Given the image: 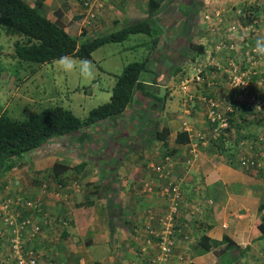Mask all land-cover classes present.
Segmentation results:
<instances>
[{"label":"crops","instance_id":"obj_1","mask_svg":"<svg viewBox=\"0 0 264 264\" xmlns=\"http://www.w3.org/2000/svg\"><path fill=\"white\" fill-rule=\"evenodd\" d=\"M26 1L70 34L86 32L88 37L92 33L87 28L86 13L89 9L84 6L83 0ZM91 1L95 4L93 12L97 17L105 2ZM164 1L158 11L163 8ZM148 3L149 0L146 5L143 0H126L118 10L106 2L105 8L108 10L104 9L103 12L107 18L94 27H101L100 32H105L112 25L115 27L117 22L132 24L144 19L152 21L158 11L153 14ZM218 3L184 4L185 10L190 11L186 15H179L181 20L187 18L183 20H187L185 26L179 25L180 20L171 18L173 13L168 16L169 37H153V49L147 57L152 62L149 68H157L159 72L154 73L153 79L143 80L148 86V95L136 91L133 101L123 113L51 140L41 148L45 149L57 141L58 144L61 142V146L46 156L41 155V148L34 150L22 165L7 171L12 182L7 185V194L17 198L19 191L22 194L26 192L33 196L31 200L35 199L41 205L38 218L34 210H27L25 216L34 215L45 223L37 246L52 263H143L142 254L147 257L154 253V248L148 247L147 252L141 254L150 236L146 226L158 228L159 218L170 207V201L162 195L161 190L167 184L177 183L182 194L180 209L175 215L176 246L171 264H264V159L259 168H246L240 163L241 157L256 154L264 147V109L257 110L255 102L251 100L256 94L263 95V90L256 85L247 94L233 90L229 86L228 74L217 71L211 65L209 56L214 53L223 57L234 56V51L219 50L222 48H218V45L225 40L218 26H212L215 22L208 19L203 21L202 14L207 13L202 8L217 9ZM250 3L264 9V2L232 0L221 11L227 15L232 9L239 11L242 5ZM123 9L127 10L126 14ZM197 15L202 18L204 30L201 33L213 34L212 31L216 29L217 36L211 40L205 36L198 39V45L204 46L205 51L193 59V55L197 54L191 47L193 42L188 46L185 43L193 35V20ZM164 22L163 19L159 20V34L166 29ZM105 23L108 27L104 26ZM251 24L261 26L256 19ZM231 25L227 31L230 34L226 33V37L234 46L238 43L237 37H246L238 36V32L231 30ZM239 25L244 31L249 27ZM94 30V33L99 32L97 28ZM145 34H132L128 39H134L133 45L129 48L145 46V41H149ZM263 35V31L253 34L258 39L264 38ZM182 36H186V39L178 46ZM12 37L15 36L0 29V40L9 42ZM15 41H11L12 55ZM176 47L186 48L183 56L190 59L185 66L172 61ZM155 58L166 60L157 63ZM188 64L195 67L202 65L207 82H211V85H193L189 91L183 90L179 80L184 75L179 76L177 83L175 72L180 70L184 74L188 71ZM261 70L264 74V63ZM6 74L8 77L11 75L9 71ZM188 94L194 98L190 99ZM210 98L223 106H242L235 113H229L230 128L217 139L212 137V125L207 118ZM189 127L195 132H207V142L191 136ZM35 153L40 156H33ZM157 165L164 166L163 172L156 171ZM25 170L32 171L27 174L29 177L22 173ZM46 170L54 171L55 178L60 180L56 186L58 192L54 194L49 190L47 196L44 195L43 181L38 179ZM149 184L153 187L152 191L147 188ZM0 188H4L1 183ZM134 198H139L140 204L134 202ZM142 202L146 206H142ZM149 210L153 219L149 218ZM56 222L62 226L63 237L58 238L54 234ZM225 236L231 241H225ZM100 241H104L103 244L95 249L111 251L108 244H117L113 253L105 255L102 261L95 260L96 253L91 250ZM233 241L244 249L241 256H238L235 247H228ZM5 245L0 239V264H11L8 261L3 263L1 251L3 247L8 251ZM205 245H210L211 249L205 250Z\"/></svg>","mask_w":264,"mask_h":264},{"label":"rangeland","instance_id":"obj_2","mask_svg":"<svg viewBox=\"0 0 264 264\" xmlns=\"http://www.w3.org/2000/svg\"><path fill=\"white\" fill-rule=\"evenodd\" d=\"M97 2L103 3V7L99 10L97 17L92 18L91 23L87 24L88 29L92 30V33L86 37V38H92L99 34L100 31H102L98 26L99 24H102L107 18V16L104 15L103 10H108V8H105L106 2L108 4H111L113 8H116L119 10V6L122 5L126 0H95ZM146 2L148 0H143ZM219 2L218 5L216 4L217 9H209V7L203 9L207 14L211 16L210 19L212 20V26L215 28L218 26L220 33H222V36L225 40L223 44H227V46L222 47V49H219L220 51L227 52L234 51V56H228L223 57L221 55H217V53H214L213 56H216L218 59L225 61L228 58L235 60L237 63H245L246 59L249 58L250 55H252L253 49L255 47V42L258 38H255L253 34H256L258 32H264V9H261L259 6L246 4L242 5L243 8H240L239 11L232 9V12L228 13L227 15L221 11L222 7L227 5L228 1L232 0H165L163 8H161L160 11L156 13V17L152 18L151 31L152 33L148 36L145 34V38L149 41H145V46L141 47H134L129 48V46L133 45V38L125 40L124 42H108L105 43L103 46L95 50L93 52L92 57L90 59H81L75 56L72 57L75 61L79 62L80 60H89L94 65L95 69V75L94 78L89 80H84L80 77L79 71L74 70L71 73H66L64 71H61L58 67L56 62L57 60H54L49 63H38L34 61L29 60H23L19 57H16L15 55H12L13 52V44H11L12 39L14 41L17 39L16 37H12L9 42L6 40H0V44L3 46H0L2 48L0 52V108L2 111L6 112L9 116L16 118V119H25L28 116H30L33 113H36L40 111L41 109L49 106H55V105H61L66 108H69L73 111V113L82 118L85 119L89 112L111 99L112 89L116 83V77L115 75H120L125 68V66L130 62H146V69L142 72L141 79H153L155 74H158L157 68H149V65L152 64V62H149L148 55L149 51L152 48V41L153 37L156 39L157 37L165 36L166 38L169 37V31L167 26V18L171 15V18L174 20L178 19L180 20L181 26L186 25V21H183L187 18H183L182 20L179 18V15H186V13H190L189 10H185L184 4L194 3L197 4H205L206 2L210 4H215V2ZM251 1H260L264 2V0H251ZM250 0H246V2H251ZM238 4V3H237ZM196 7V6H193ZM221 7V9L219 8ZM98 9V7H96ZM190 9V8H188ZM220 11L219 14L216 13V11ZM125 14L127 13V10H122ZM193 9L191 10V12ZM160 13V14H159ZM212 13V14H211ZM199 14V12H198ZM236 14V15H235ZM205 13L202 14L203 21L207 20L205 18ZM147 16V15H146ZM145 16V17H146ZM100 18V19H99ZM156 18V19H155ZM116 19V18H115ZM163 19L164 26L166 24V29H164L162 34L161 31H158L159 26H161V23H159V20ZM169 19V18H168ZM256 19L260 23L261 26L252 25L251 23L253 20ZM229 20V21H228ZM120 21V19H119ZM200 21V23H199ZM202 18L197 15L195 19L193 20L194 24V31L192 32V39L189 38V41H187L185 44L188 46L191 42L194 44H198L197 40L202 38L203 36L208 37L207 40L214 39L213 36H217V30L215 29L213 34L204 35L205 33H201V30H204L201 25ZM224 22V26H222ZM244 24L245 26H249L246 31H244V28H240L241 25ZM234 23V24H233ZM131 23L126 22L121 24L120 22H117L116 26L111 28H108L106 31H115L118 30L124 26H127ZM232 24V25H231ZM91 25V27L89 26ZM107 23L104 24L105 27ZM231 25L232 29H234L236 32H238V36H245L246 38L243 39L242 37H237L238 43L237 45L231 46V41H229V38L226 37V33L230 34L228 31V27ZM220 26V27H219ZM244 26V27H245ZM94 27V28H93ZM262 29H259L261 28ZM97 28L99 31H95L94 29ZM255 28V29H254ZM231 29V30H232ZM254 29V30H253ZM96 30V31H97ZM196 30V31H195ZM156 31V32H155ZM158 31V32H157ZM209 32V30H207ZM101 33V32H100ZM188 32L185 34L187 35ZM147 35V36H146ZM264 36V35H263ZM241 38V39H240ZM179 39L182 40V42L178 43V46L180 44H183L186 36H182ZM193 40V41H192ZM223 42V39H220ZM163 41V39H162ZM161 41V43H163ZM235 41V40H233ZM168 44L169 42L166 41ZM11 44V45H10ZM184 44V45H185ZM150 45V46H149ZM183 45V46H184ZM149 46V47H148ZM180 50L178 51V49ZM185 49H181V47H176L175 54L173 55L172 61L176 65L185 66L186 63H188V60L190 59L189 56H183L185 53ZM189 57V58H188ZM156 62L162 63L165 61V58H155ZM162 60V62H160ZM170 62V60H169ZM261 62L264 63V58L261 60ZM262 63V64H263ZM166 65V63H165ZM192 64L187 65L188 71L183 72L180 70L175 72V82L178 83L179 76H183L185 74H194L195 73V66ZM215 69L218 70L216 67ZM11 73L10 77L6 73ZM157 72V73H155ZM155 73V74H154ZM264 75V74H263ZM12 79V80H11ZM15 81V82H14ZM181 81V79L179 80ZM51 145H54L53 147H50ZM61 142L58 141L56 143H50L45 149H42L41 155L46 156L49 155L54 148L60 147ZM52 148V149H50ZM30 152L26 153L24 157H29ZM33 156H40L38 153H35ZM30 169V168H28ZM27 169V170H28ZM23 174L25 176L29 177L27 174H31L32 171H23ZM14 179V178H13ZM39 180L43 181V190L46 191L44 195H48L47 191L51 190L54 194L58 192L57 184H59V179L55 178L54 171H44L39 177ZM0 183L3 184L4 188L3 190L0 188V201L11 199V201L18 206L19 208L25 207L26 202L31 200V196L28 195V193L24 192L22 194L21 191H19V196L16 198L14 195L10 196L9 193L7 194L8 186L9 184H12L11 177L8 176V173L0 171ZM43 199V198H42ZM44 200V199H43ZM42 200V201H43ZM31 201H35V199H32ZM44 202V201H43ZM134 202H137L140 204L139 198H134ZM142 206H146L145 202L141 203ZM149 214V213H148ZM58 222H56V232L54 233L58 238L63 237L64 234H62V226L57 225ZM104 241H100L97 243L94 247L91 248L94 253H96V259L102 261V258L105 255H108L109 253H113L115 247L117 244L115 242L109 243V247L111 248V251H107L105 248H98L99 244H103ZM119 243V242H118ZM8 246V245H5ZM4 250L1 251L2 258H5V254L10 250L8 246V251L5 247H3ZM7 251V252H6ZM111 255V254H110Z\"/></svg>","mask_w":264,"mask_h":264},{"label":"trees","instance_id":"obj_3","mask_svg":"<svg viewBox=\"0 0 264 264\" xmlns=\"http://www.w3.org/2000/svg\"><path fill=\"white\" fill-rule=\"evenodd\" d=\"M163 1L149 0V10L154 14ZM150 24L148 19H144L115 31H105L95 37L86 38V32L81 35L70 34L26 0H0V29L17 38L14 43V55L38 63H49L62 56L90 59L93 52L105 43L124 42L132 34H151ZM191 44L197 53L193 55V59H196L195 56L203 54L205 49L202 45ZM145 69L146 62L128 63L122 73L117 75L110 101L93 108L85 119L61 105L45 107L25 119L13 118L0 108V171L7 172L22 165L27 160V157H24L26 153L41 148L53 139L123 113L133 101L136 91L148 95V86L141 79ZM233 106L236 111L242 108L238 104ZM224 240L231 241L228 236H225ZM230 243L228 247H235L238 256L244 253V249L234 244V241ZM210 249V245H205V250Z\"/></svg>","mask_w":264,"mask_h":264},{"label":"built area","instance_id":"obj_4","mask_svg":"<svg viewBox=\"0 0 264 264\" xmlns=\"http://www.w3.org/2000/svg\"><path fill=\"white\" fill-rule=\"evenodd\" d=\"M83 3L84 6L89 9L86 13V24H90L92 18L96 17V14L93 12V6H95V4L93 5L91 0H83ZM205 16L206 19L211 18L209 14ZM224 46L226 45L219 44L218 48ZM209 57L211 59V65L220 70L221 73L228 74L229 86L233 90L247 94L251 92L254 85L261 88L263 90V95L256 94L251 100L255 102L257 110L264 109V75L261 70V60L263 58L257 56L254 52L246 59L245 63L241 64L230 58L222 61L216 56L210 55ZM237 82L239 83L237 84ZM180 83L182 89L185 91H189L193 85H211V82H207L206 72L202 65L195 67V73L193 75H184ZM189 96L190 99L194 98L191 94ZM208 103L207 118L212 125L210 127L212 137L217 139L230 128L229 113H235L236 108L232 104L223 106L219 101L212 98L209 99ZM188 130L191 132V136L200 141L207 142V132H195L191 127H189ZM263 148L264 147L256 154L249 153L241 157V165L246 168L261 167L264 159ZM167 160L169 159L167 158ZM155 169L161 173L164 170V166L157 165ZM147 188L150 191L153 190L150 184L147 185ZM161 193L170 201V207L166 214L159 218L158 228L151 225L146 226V230L150 236L147 238L146 244L142 247L141 254L146 253L148 247H153L154 253L147 257L142 254L144 262L141 264H171L173 257L174 248L176 246L175 215L180 209L182 193L177 183L165 185ZM40 209V203L31 200L27 201L25 207L22 208L16 206L10 198L0 201V238L9 244L10 250L8 252V260L10 262L15 264L40 263L43 253L36 248V244L39 236L44 231V222L37 220L34 215L25 216L27 210H34L38 218ZM148 213L149 218L153 219L152 211L149 210Z\"/></svg>","mask_w":264,"mask_h":264},{"label":"clouds","instance_id":"obj_5","mask_svg":"<svg viewBox=\"0 0 264 264\" xmlns=\"http://www.w3.org/2000/svg\"><path fill=\"white\" fill-rule=\"evenodd\" d=\"M254 52L256 53L257 56L264 58V38H259L256 40ZM56 64H57V67L61 71H64L66 73H71L74 70H78L80 77L84 80L92 79V78H94V75H95L94 65L89 60H80L79 62H77L70 56H62L58 59ZM238 83L239 82H237V84ZM1 201H3V200H1ZM1 240H3V239H1ZM3 241L9 246V244L5 240H3ZM37 243H38V241H37ZM36 248L43 253L41 255L42 257L40 259L39 264H49V263L54 264L46 256L45 252L42 251L40 248H38L37 244H36ZM8 252L5 254V258H3V263H6V261H8V263L15 264V263L10 262L8 260Z\"/></svg>","mask_w":264,"mask_h":264}]
</instances>
